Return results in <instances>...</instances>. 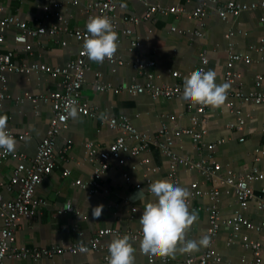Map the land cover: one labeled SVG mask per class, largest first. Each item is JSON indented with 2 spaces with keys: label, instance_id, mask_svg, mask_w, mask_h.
I'll return each mask as SVG.
<instances>
[{
  "label": "crops",
  "instance_id": "crops-1",
  "mask_svg": "<svg viewBox=\"0 0 264 264\" xmlns=\"http://www.w3.org/2000/svg\"><path fill=\"white\" fill-rule=\"evenodd\" d=\"M224 3L226 0H220ZM243 3L261 2L263 0H241ZM58 3V4H57ZM165 7H182V15H156L153 21L143 22L132 26L134 34L141 38V52L144 59H153L157 65L148 72L155 77L158 85H174L180 79L174 78L173 73L184 75L200 71L202 61L200 54L206 52L208 64L206 70L212 68L217 74V83H224L228 51L233 50L243 60L235 70L241 73L236 84H230L227 91L241 89L246 92L253 90L264 91V9L243 12L237 17L221 19L217 10L210 8L202 27V36L191 42L186 35L180 36V30L199 29L195 18L189 16L199 5V0H160ZM60 4V5H59ZM62 5V6H61ZM127 14L142 16L146 7L141 3H128ZM83 6H76L70 0H58L54 4L48 0H0V18L14 16L30 28L39 25L47 27L59 24L57 15H63L70 27L84 29L89 19ZM49 18L46 19V15ZM123 13L118 12L121 19ZM125 23L120 20L118 34L119 46L116 56L123 60V65L111 64L108 61L89 63L85 82L83 84V99L99 113L98 119L78 114L70 116L68 128L56 140L57 149L65 146L66 141H72L67 161L59 162L54 172L47 176L37 187L36 196L45 201L34 217L24 218L16 232V248L28 250L51 248L52 246L68 247L78 243H89L101 229H114L120 232H137L140 230L139 219L143 208L152 201L146 192L147 187L157 183H168L175 186L170 178L169 163L157 147L151 146L149 151L133 157L123 153L119 159L110 161V169L105 174V184L108 193L98 191L90 194L88 188H82L77 181L89 184L95 173L96 161H91L87 155L86 143H95L98 148L108 149L113 141L124 136L122 132L112 130L102 117H127L132 125L146 135L154 136L163 124L169 122L171 116L178 118L181 128L191 127V115L186 110L182 97L169 100L165 97L154 98L148 93L132 95L128 92L105 90L99 91V85H111L114 88L129 82L144 84L133 64L137 55L129 53L131 39L124 34ZM20 31L10 30L5 35L3 49L15 52L14 61L26 65L27 71L6 74L7 93L9 98L3 101L1 114L8 117V128L16 136L15 150L26 155L27 159L35 157L40 142L46 137L52 117V109L43 104L40 113L35 110L32 102L25 98V93L34 96L41 95L47 89L59 90L61 80L48 73L31 71L33 63L49 67H61L68 61L78 57L80 43L72 35L62 34L59 37L43 36L30 42L31 50L15 41L14 35ZM231 35L229 40L226 36ZM66 42V46L61 44ZM262 78V85L256 86V79ZM137 79V81H134ZM228 100L220 107L209 106L204 127L208 129L205 137L207 144L223 140L217 149L211 153L208 149L201 152L188 136L175 140L174 150L180 156L191 157L195 160L206 158L218 162L223 172L232 169L244 172L258 167L264 173V105L244 103L240 105L246 117L242 131L232 129L230 125L236 122V115L228 108ZM170 124V123H169ZM25 135L24 140H19ZM241 139H244L241 141ZM127 144L135 147L138 143L127 138ZM143 161H146L143 163ZM14 159H0V192L5 199H11L15 192L3 188L9 183L11 173L16 168ZM65 169L70 170L68 176ZM124 175H127L125 178ZM179 186L188 188L198 182L204 189L211 188L214 183L208 182L203 175L190 171L184 166L178 168ZM137 185L140 188H137ZM257 194L264 188V180L254 184ZM223 189V186L220 187ZM145 190V191H144ZM197 206H208L211 201L207 198L197 199ZM71 204L73 211L65 208ZM103 204L102 215L92 216V209ZM224 216L232 217L239 209L234 195L226 196L220 203ZM197 220L186 232V239L199 240L208 227V214L195 211ZM245 216L257 225L264 222V213L251 202ZM3 220L0 216V231ZM233 231L222 228L216 241V248L228 264L251 262L254 253L245 248L241 241L228 246L227 241ZM248 235L264 245V233L251 232L246 228L239 231V236ZM117 237L108 235L100 240L102 248L84 254H71L68 251L52 259L36 260L31 256L21 259L5 260L4 264H108V246ZM132 244L134 264H163L160 260L150 263L146 256L139 251V241ZM204 246L189 253L176 251L172 255L173 264H182L188 255L201 256Z\"/></svg>",
  "mask_w": 264,
  "mask_h": 264
},
{
  "label": "built area",
  "instance_id": "built-area-1",
  "mask_svg": "<svg viewBox=\"0 0 264 264\" xmlns=\"http://www.w3.org/2000/svg\"><path fill=\"white\" fill-rule=\"evenodd\" d=\"M54 4L58 0H48ZM190 2L191 0H185ZM76 6L84 5V12L88 17L107 16L113 24L115 32L119 31L120 20L125 23L124 34L128 36L130 41L129 53L137 55L133 64L141 77H145L144 84L129 82L114 88L111 85H99V91H115L116 93L125 91L132 95L148 93L154 98L165 97L169 100L180 98L183 95V82L190 78L191 74L184 75L179 72H174V78L180 79L179 83L174 85H158L155 77L149 74L148 70L157 65L153 59H144V54L141 52L142 40L134 34L132 26L140 23L153 21L156 15L169 16L171 14H184L185 10L182 7H165L160 3V0H70ZM128 3H141L146 7L145 13L140 15L127 14L129 7ZM58 4V3H57ZM60 5V4H59ZM62 6V5H61ZM217 10L219 16L223 20L231 17H237L243 12L264 9V0L254 3H243L241 0H226L222 3L220 0H199V5L195 11L189 16L195 18L199 29L191 31L180 30V36L186 35L193 42L202 36V27L207 16L208 9ZM118 12H122L121 19L118 18ZM59 24L47 27L39 25L37 28H30L19 18L14 16H6L0 18V114L3 107V101L9 98L7 93V78L6 74L22 73L27 71L26 65H20L14 61L15 52L12 49H3L5 45V35L12 29L19 30L18 34L14 35L17 43L24 45L26 52L31 50L30 42L36 38L43 36L59 37L62 34L74 36L80 43L78 57L68 61L61 67H49L40 63H33L30 66L31 71L44 72L50 74L54 78L61 80L60 89H47L41 95L34 96L31 93H25V98L30 100L38 113L43 104L49 105L52 109V117L50 119L49 128L46 137L40 142L35 157L27 159L26 155L14 150L7 152L0 149V159H14L17 161L16 168L11 173L9 183L4 184L3 188L15 192V196L11 199H5L0 192V216L3 220V228L0 231V264H4L5 260L25 259L32 257L36 260L43 258L52 259L53 257L69 252L71 254H84L91 251H96L102 248L100 240L108 235L121 237L127 234L133 242L141 239L140 230L137 232H120L114 229H101L97 231L96 236L92 237L89 243H76L68 249L66 247L52 246L50 249L42 247L41 249L28 250L26 248H16V232L19 224L24 218L34 217L40 208L46 203L43 199L36 196L37 187L49 175H51L58 163L67 161L68 153L72 148V141H66L63 148L57 149V137L68 128L70 116L68 112L73 106L70 101L76 102L78 114L90 116L98 119L99 113L90 104L83 99L82 91L83 84L89 63L91 62L84 49L83 42L88 37L86 26L84 29L70 27L68 21L63 15H57ZM49 14L46 15V19ZM229 40L231 35L226 36ZM118 40V46H119ZM63 46H66L65 41H61ZM264 50V48L262 49ZM228 61L226 63L225 81L229 84H236L241 78V73L235 70L238 63L243 60V57L237 55L232 49L228 51ZM202 67L200 70L206 71L208 57L206 52L200 54ZM111 64L123 65V60L116 56V52L112 57L106 58ZM137 81V79H134ZM262 85L260 76L256 79V86ZM227 106L236 115V122L230 127L238 131H242L246 124V117L240 105L244 103H254L256 105H264V91L253 90L246 92L241 89L227 91ZM209 106L203 104H186V110L191 115V127L181 128L176 116H171L169 122L162 125L157 134L154 136L146 135L138 131L127 117H102L103 122H106L112 130L120 131L124 136L117 138L111 143L108 149H100L95 143H86L87 155L91 161H96L97 166L94 175L91 177L89 184L82 181H77L75 184L88 188L90 194L98 191L108 193L109 189L105 184V174L110 169V161L119 159L123 153L130 154L133 157L140 156L151 149V146L158 148L160 153L167 158L169 163L170 178L175 185L179 184L178 168L184 166L190 171L200 173L208 182L214 183L209 189H204L198 182L192 183L187 189L190 196L187 204L190 211H204L208 214L209 227L205 235L210 237L208 246H204L201 256L188 255L182 264H228L221 253L216 248V241L222 228H228L233 231V235L227 241L228 246L234 245L239 239L242 245L251 249L254 253V259L251 262L243 261L242 264H264V245L252 239L248 235L239 236V231L246 228L249 231L264 233V222L257 225L245 216V211L248 210L249 204L254 202L258 211L264 213V188L257 194L254 184L257 181L264 180V173L254 166L244 172H235L228 169L223 172V167L220 163L206 158L195 160L191 157L180 156L174 150L175 140L188 136L197 147L199 152L203 149H208L213 153L218 145L223 143V140L207 144L205 137L208 134V129L204 127L206 115ZM170 123V124H169ZM9 129V128H8ZM10 134L15 138L14 133L9 129ZM127 138L136 141L138 144L135 147H130L127 144ZM19 140H24L25 135H20ZM244 139H241L243 141ZM146 161H143L145 163ZM70 174L69 169H65L64 175ZM125 178L127 175H124ZM223 186V189L220 187ZM137 188H140L137 185ZM234 195L239 205L238 211L232 217L224 216L220 207V203L226 196ZM207 198L211 201L208 206H197V199ZM67 211H73L71 204L65 208ZM148 258V257H147ZM150 263L160 260L163 264H173L172 255L166 257H155L149 259Z\"/></svg>",
  "mask_w": 264,
  "mask_h": 264
},
{
  "label": "clouds",
  "instance_id": "clouds-1",
  "mask_svg": "<svg viewBox=\"0 0 264 264\" xmlns=\"http://www.w3.org/2000/svg\"><path fill=\"white\" fill-rule=\"evenodd\" d=\"M88 37L83 42V49L90 61L103 62L110 58L118 48V34L107 16L90 17L86 24ZM216 71L212 68L191 74L183 82L182 100L185 103L203 104L220 107L227 99L230 84L217 83ZM68 112L72 118L78 115L74 100ZM8 117L0 114V149L13 152L16 139L8 129ZM145 191V190H144ZM149 203L143 208L139 219L140 235L139 251L149 259L174 255L176 251L189 253L197 251L201 246H208L210 237L204 235L199 240L186 239V232L197 220V213L190 211L187 200L190 192L187 188L168 183H157L147 187ZM104 205L92 209V216L102 215ZM108 264H134V251L130 237L125 234L112 240L108 246Z\"/></svg>",
  "mask_w": 264,
  "mask_h": 264
}]
</instances>
